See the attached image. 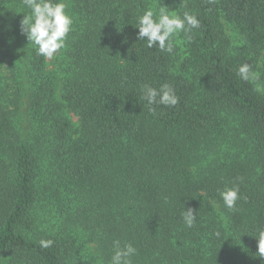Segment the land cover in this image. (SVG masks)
<instances>
[{"label": "trees", "instance_id": "obj_1", "mask_svg": "<svg viewBox=\"0 0 264 264\" xmlns=\"http://www.w3.org/2000/svg\"><path fill=\"white\" fill-rule=\"evenodd\" d=\"M70 2L58 95L21 32L30 10L0 0V264H110L115 240L137 249L133 264H264V0H173L200 21L178 35L179 68L176 44L137 40L149 0ZM165 83L179 103L149 105L144 86ZM234 185L230 210L219 193Z\"/></svg>", "mask_w": 264, "mask_h": 264}, {"label": "clouds", "instance_id": "obj_2", "mask_svg": "<svg viewBox=\"0 0 264 264\" xmlns=\"http://www.w3.org/2000/svg\"><path fill=\"white\" fill-rule=\"evenodd\" d=\"M25 8L30 12L24 15L21 21V32L26 35L28 41L35 45L37 54L52 60L54 56L66 46L69 33L73 30V19L66 11V4L63 0H22ZM213 0H209V3ZM177 11H169L166 7L160 6L158 11L149 8L137 17L135 28L138 29L137 40L146 41L149 49L156 48L161 52L172 54L175 47V37L184 33L189 41V35L193 29L200 27V21L196 15L185 11L183 15L176 14ZM237 75L243 81H250L256 78L257 74L252 71L248 63L242 64L237 70ZM143 99L149 105H163L175 107L179 103L173 87L167 83L159 89L151 86H144L142 89ZM155 114L156 109L150 108ZM239 179V178H238ZM225 207L234 209L239 195V185L225 188L220 193ZM197 214L192 209L185 210L182 215L186 227L191 228L197 220ZM219 235V233H217ZM258 254L264 257V230L259 232ZM40 246L44 249L50 248L55 241L51 239L41 240ZM137 249L130 243L121 245L119 240L113 241V255L110 264H133V257Z\"/></svg>", "mask_w": 264, "mask_h": 264}, {"label": "rangeland", "instance_id": "obj_3", "mask_svg": "<svg viewBox=\"0 0 264 264\" xmlns=\"http://www.w3.org/2000/svg\"><path fill=\"white\" fill-rule=\"evenodd\" d=\"M63 2L66 4V11L69 14L71 10V2L70 0H63ZM150 2V8H152L155 11H158L159 7H166L169 11H176L175 4L173 3V0H149ZM229 38L231 39V43L234 46L242 45V36L239 33V31L230 28L227 32ZM175 44L177 46V55L175 58V63L177 67L179 68L181 64L183 63L184 58L187 56V47L185 46L184 42L178 38V35L175 37ZM61 52V51H60ZM59 53H57L52 60L46 59V71L52 75L55 76L57 79V87H58V95L61 87L60 80L62 78V75L60 73V56ZM66 118L70 120L73 126V130H78L80 123L78 118L72 114L71 112L67 111L66 109L63 111ZM87 248H91V245H87ZM87 255L86 258H83L85 261V264H102L99 262L95 257L90 256L89 253H85Z\"/></svg>", "mask_w": 264, "mask_h": 264}]
</instances>
